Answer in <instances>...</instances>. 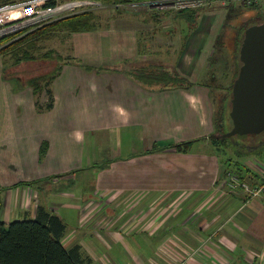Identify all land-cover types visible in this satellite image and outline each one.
Instances as JSON below:
<instances>
[{
  "label": "crops",
  "instance_id": "crops-1",
  "mask_svg": "<svg viewBox=\"0 0 264 264\" xmlns=\"http://www.w3.org/2000/svg\"><path fill=\"white\" fill-rule=\"evenodd\" d=\"M142 7L111 8L57 50L49 109L5 76L0 54V222L43 208L89 264H264V193L225 185L227 169L260 179L264 153L251 154L264 149V131L234 138L243 154L211 141L215 90L232 83L237 29L256 11L207 0L191 25L185 12ZM153 65L188 83L137 78Z\"/></svg>",
  "mask_w": 264,
  "mask_h": 264
},
{
  "label": "trees",
  "instance_id": "trees-1",
  "mask_svg": "<svg viewBox=\"0 0 264 264\" xmlns=\"http://www.w3.org/2000/svg\"><path fill=\"white\" fill-rule=\"evenodd\" d=\"M21 0H0V4L5 3H13ZM100 1V0H98ZM103 2H109L111 0H101ZM122 1L125 3L130 2H144L148 0H114ZM55 1L51 0L47 2V5H54ZM195 7H184L179 10H174L184 13L186 15L187 21L189 24H194L196 19L197 9ZM249 7V6H248ZM250 7L254 8L256 13L254 16L242 23L237 29V33L235 35V46H234V54L237 56L240 42L242 40L244 29L254 23L260 22V20H264V6L260 5H251ZM172 10V9H171ZM92 18V12H80L71 15H67L58 20L51 21L46 24H42L36 29L26 33L23 36L18 37L17 39L7 43L6 45L0 47V52L7 50L8 48H14L20 44L27 43L29 49L33 50L36 47V40L46 32L50 30H55L57 28H70L71 30L76 29H89L93 28V25H90V19ZM14 34V33H13ZM10 36L0 37V42L9 39ZM25 54L23 60L25 61H34L36 58L34 56L28 55V50L23 52ZM52 54L51 50H47L44 52L40 59H50ZM58 61L59 57H56ZM19 63V60L16 64ZM240 64L236 63V71L234 74V79L238 74ZM151 67V66H150ZM153 69L150 71H146V73L137 72L136 76L138 79H142L143 81H152L156 80L159 82H163L164 84L174 83L177 85H184V78L179 75H172L170 72L162 68L161 65H153ZM61 65L57 64L53 69L41 73L36 76H32L27 79L26 85L32 87V93L34 96L39 95L44 92L47 94V102L40 103L37 99L35 100V106L37 110L41 111L44 109H49L52 107L53 97L50 90V83L54 79V77L60 72ZM6 76V75H5ZM9 78V77H8ZM144 78V79H143ZM148 80H146V79ZM18 79V78H17ZM233 79V80H234ZM232 83L229 87L231 92ZM19 83L23 85V81L18 79ZM188 83V81H186ZM224 100V104L220 107L218 111L221 118L225 115L229 117V100L231 96L226 98V96H222ZM217 118V117H216ZM218 121V118H217ZM229 129V127L225 128L224 131ZM223 131V130H222ZM263 132V131H262ZM259 134V133H258ZM245 135H234L228 137L229 142L234 147L237 144L234 143L236 137H244ZM255 135V134H251ZM195 141V140H193ZM193 141H186L180 144H177L176 147H180L184 144H189ZM211 141L215 143L216 147H219L216 141V137H211ZM236 149V148H235ZM234 149V150H235ZM44 147L42 148V153H44ZM219 153L221 154L220 150ZM223 155V154H221ZM228 158V157H227ZM231 160L232 158H228ZM64 224L61 219L55 215L51 214L43 208H39L36 216L33 219H24V220H13L8 224H4L0 222V264H89L90 259L84 257L80 252L77 246L66 249L60 238L64 231Z\"/></svg>",
  "mask_w": 264,
  "mask_h": 264
},
{
  "label": "rangeland",
  "instance_id": "rangeland-1",
  "mask_svg": "<svg viewBox=\"0 0 264 264\" xmlns=\"http://www.w3.org/2000/svg\"><path fill=\"white\" fill-rule=\"evenodd\" d=\"M173 0H148L145 1V3H139V2H130L133 3L131 5H127L125 2L122 1H114L111 0L109 2H103L98 0H56L55 4L52 7V12H45L43 10L38 11H32V14L27 15L25 17H22V19L19 20V23L17 22L14 26V21H11L10 24L14 26V29H10L6 34L3 36H10V34H13L9 39H5L0 42V47L6 45L7 43L17 39L20 36L25 35L26 33L36 29L37 27L41 26L42 24L49 23L51 21L58 20L62 17H65L67 15L80 13V12H86L90 11L92 12V18L90 19V25H97L98 23L106 21L112 13H110L111 8H120L122 10L124 7H127L125 9L129 10H138L141 9V6L144 7H154V8H162L167 10L166 12H171V8H173ZM126 4V5H125ZM260 6H264L263 4H260ZM160 12V11H159ZM15 18V17H14ZM16 20V19H15ZM262 21V20H260ZM92 28L89 29H76L71 30L70 28H57L55 30H50L49 32H46L45 34L41 35L36 40V47L35 49L31 50L28 48L27 43L20 44L14 48H8L7 50L1 51V57L3 58V64L5 67V70L3 68V71H5L6 76L9 78H12V82L15 85H20L23 87V85H26V81L28 78L32 76L39 75L41 73H45L51 69H53L57 64H61L64 61L63 55H61V51L63 53L64 48L67 46L66 42H69L72 39V34L74 32H80V31H90ZM0 36V37H3ZM65 42V43H64ZM67 49V48H66ZM28 50V55L34 56L36 60L34 61H25L23 60L25 54L23 52H26ZM47 50H51L52 54L50 59H40V56L46 52ZM56 57H59L60 60L58 61L55 59ZM19 60V63L16 64V62ZM212 65L213 63V57L211 58ZM236 61L238 60V53L236 56ZM240 62V61H239ZM181 72V70L177 69ZM212 70H208L206 67L204 70V77H208V74H210ZM228 69H224L222 74L227 75ZM212 75V74H210ZM21 79L23 81V85H21L18 81V79ZM204 78V79H205ZM224 78V77H223ZM14 79V80H13ZM221 84H228V82L222 81ZM210 85H214L215 87L222 88L219 86L218 82H211ZM231 85V82L227 85V88H223L226 91L222 90H215V97L213 96L211 92V98H213L212 105L215 107V113L216 117L218 118V126H220L219 132H216V134L225 132L224 129L227 128L225 125H223V116L219 115L218 111L220 110V107L222 104H224V100L222 96H226L228 98L231 96V92L229 90V87ZM29 88L32 87L29 86ZM221 93L223 95H221ZM221 95V96H220ZM34 99L38 100L40 103H46L47 102V94L44 92L40 93L37 96H34ZM229 109H230V100H229ZM223 130V131H222ZM229 130V129H227ZM226 130V131H227ZM220 149H225L227 153L233 152L232 149H235L236 151L240 153H248L249 150H245L242 146H233L228 140V137L226 138H216V141ZM233 147V148H231ZM258 151H253L251 154V157L253 155H259L263 156L264 149L257 148ZM47 195V192H46Z\"/></svg>",
  "mask_w": 264,
  "mask_h": 264
},
{
  "label": "water",
  "instance_id": "water-1",
  "mask_svg": "<svg viewBox=\"0 0 264 264\" xmlns=\"http://www.w3.org/2000/svg\"><path fill=\"white\" fill-rule=\"evenodd\" d=\"M240 66L231 88L229 130L212 134L226 138L264 131V20L244 29L238 50Z\"/></svg>",
  "mask_w": 264,
  "mask_h": 264
},
{
  "label": "built area",
  "instance_id": "built-area-1",
  "mask_svg": "<svg viewBox=\"0 0 264 264\" xmlns=\"http://www.w3.org/2000/svg\"><path fill=\"white\" fill-rule=\"evenodd\" d=\"M51 0H21L13 3L0 4V36L6 34L10 29H14L15 24L22 17L32 14V11L43 10L51 13L53 5H47ZM56 1V0H54ZM207 0H173L174 10L184 7L200 6ZM241 6L260 5L264 0H238ZM15 17V18H14ZM16 19V20H15ZM14 21V26L10 24ZM225 185L228 190L233 192H242L246 198H253L264 193V168L260 179L256 182H249L244 179L235 170L227 169L225 171Z\"/></svg>",
  "mask_w": 264,
  "mask_h": 264
}]
</instances>
